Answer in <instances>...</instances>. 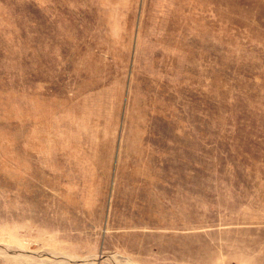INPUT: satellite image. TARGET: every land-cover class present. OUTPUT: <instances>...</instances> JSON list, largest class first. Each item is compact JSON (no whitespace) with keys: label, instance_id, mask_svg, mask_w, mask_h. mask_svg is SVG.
Listing matches in <instances>:
<instances>
[{"label":"rangeland","instance_id":"rangeland-1","mask_svg":"<svg viewBox=\"0 0 264 264\" xmlns=\"http://www.w3.org/2000/svg\"><path fill=\"white\" fill-rule=\"evenodd\" d=\"M0 264H264V0H0Z\"/></svg>","mask_w":264,"mask_h":264}]
</instances>
